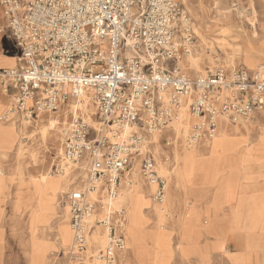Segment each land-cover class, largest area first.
<instances>
[{
  "label": "built area",
  "instance_id": "built-area-1",
  "mask_svg": "<svg viewBox=\"0 0 264 264\" xmlns=\"http://www.w3.org/2000/svg\"><path fill=\"white\" fill-rule=\"evenodd\" d=\"M0 7L19 50L14 67L0 68V86L12 97L0 119L28 122L83 92L96 110L95 125L79 114L62 141L68 163L88 164L87 181L62 200L71 213V264H120L123 226L98 212L136 163L156 185L155 202L164 201L170 178L159 172L155 147L170 149L161 160L172 172L174 141L155 136L183 109L195 119L184 137L187 148L212 136L218 118L237 125L264 114V66L185 72L181 61L196 47V32L181 0H0Z\"/></svg>",
  "mask_w": 264,
  "mask_h": 264
},
{
  "label": "rangeland",
  "instance_id": "rangeland-1",
  "mask_svg": "<svg viewBox=\"0 0 264 264\" xmlns=\"http://www.w3.org/2000/svg\"><path fill=\"white\" fill-rule=\"evenodd\" d=\"M181 3L192 17V27L196 32L195 48L205 63L203 73L195 74L184 60L181 63L186 73L191 76L203 75L221 65L227 68L241 66L250 70L264 66V0H181ZM6 24L0 7V67L10 68L16 65L19 50ZM5 55L9 63L2 60ZM4 94L0 86V96L5 97ZM6 96L9 104L4 106L0 101V109H4L0 110V118L12 102V97ZM62 104L66 105L68 101ZM52 113H45L28 122L19 118L13 119V122L0 119V264H6V259L7 264H68V252L74 239L70 208L62 200L65 192L83 185V176L78 165L68 163L63 155V160L57 155L58 140L68 128L61 124L57 134L55 129L41 125V121ZM180 115L179 120L173 121L172 127L155 136L156 141L161 135L174 141V161L177 165L172 172L168 171L170 163L161 160L165 150L170 149L160 143L155 147V154L162 162L161 167L167 168L165 171L160 167L159 172L170 178L164 201L155 202L156 185L144 178L139 167V177L145 179V187L152 191V195L146 194L141 200L134 190L124 199L121 196V182L118 195L106 204L108 210L98 212L99 217L108 214L113 222L122 218L121 231L126 245L119 252V263L192 264L196 262L192 255L204 258L205 254L201 251L208 241L200 243V229L210 233V226H216L215 218L220 212H223V221L219 233L223 242L230 241V229L232 240L239 243L240 251L229 253L236 264H246V249L260 250V260L264 262V226L256 228V232L245 225L255 199L260 197V185L264 183L260 182L262 177L259 173L243 171L249 169V165L254 168L256 164L259 165V168L255 167L256 170L264 171V115L255 116L242 124H230L229 131L224 132L228 138L226 142L220 138L223 132L219 133L225 124L218 118L215 136L206 137L202 144L189 148L185 147L184 137L190 126L188 123L193 122L194 118L189 113L187 115V109H183ZM93 135L94 131L90 136ZM205 144L211 148L209 156L201 148ZM258 151L262 152V158L257 155ZM207 159L208 169L212 173L209 182L214 188L213 204L205 221L191 224L196 216V203L207 198L209 192L205 181L210 179V174L204 169ZM65 163L72 166L65 173L66 176L60 173ZM86 164H83V168ZM132 167L126 171V175ZM238 167L243 170L233 169ZM179 169H183V175L178 177ZM126 175L122 178L123 182ZM225 176L222 195L225 202L237 200L240 189L247 188L245 194L248 197L244 204L233 208L237 228H229L233 222L230 211L222 209L217 201ZM133 183H136V179ZM196 187L200 188L198 192ZM100 194L102 190L94 194L93 199ZM211 201L205 206L206 212ZM115 210H124V216L115 215ZM239 214L244 223L239 221ZM2 226L8 230L6 243ZM70 232L71 242H68ZM240 232H244V236ZM174 253L177 254L176 260L172 261ZM96 263L92 260L85 262Z\"/></svg>",
  "mask_w": 264,
  "mask_h": 264
},
{
  "label": "bare ground",
  "instance_id": "bare-ground-1",
  "mask_svg": "<svg viewBox=\"0 0 264 264\" xmlns=\"http://www.w3.org/2000/svg\"><path fill=\"white\" fill-rule=\"evenodd\" d=\"M200 56H201L200 52L197 50V48H194L192 50V52L188 53L187 56H185L182 59L181 62L186 60L185 61L186 65L189 66V68L195 74H201L204 71L205 63H204V60ZM4 58H2V60L5 63H9L10 62V60L6 61V55L4 56ZM7 59H8V57H7ZM15 64H16V61H15ZM261 67H263V66H261ZM193 77H195V76H193ZM3 93H4V91H3ZM6 95L7 94L5 93L4 94L5 97L0 96L1 104H3L4 106L5 105L7 106V104H9L7 102L8 97ZM27 104H29V105L31 104V100L30 99L27 101ZM0 107H2V106H0ZM0 110L4 111V109H0ZM95 111L96 110L94 109L90 92H83L82 95H80V96L71 97L69 99V101H68V104L64 105V104L61 103L60 107L57 110V112L52 113L49 117H47L44 120H42L41 121V125H42V127H44V126L45 127H51V129H55V132L57 134H59V130H60L61 127H58V126H60L62 124V125H64V127L69 128L71 126V124L73 123V119L76 118V116H78L79 114L84 115L88 120H90L95 125L96 124ZM13 121L14 120L12 119L10 122H13ZM230 124H232V123H230V122H228L226 120L225 121V125L221 128V131H219V133L223 132V136L221 135L220 138L224 139L225 142L228 140V138L225 136L224 132L225 131H229ZM63 136L62 137L60 136V139H59L60 141L58 140L59 145H58V149H57V155L59 157H61L63 155V145H64L62 143V141L64 140ZM207 144H209V143H207ZM61 159H62V157H61ZM84 163H87V162H84ZM67 164L68 163H65L63 165V167H61V169L59 168L60 171H61L60 173L61 174L63 173L62 175H64V176H66L65 173H67L69 170L72 169V166H67ZM85 166L87 167V164ZM86 167L83 168V164H82V166L79 168L80 175L83 176V184L86 182V179H87V175L85 174V171H86L85 168ZM139 167H140L139 163L134 164V166L132 167L131 172L129 171V173L126 175L125 181L124 182L122 181L123 195L121 194V196H123L124 199L126 197L128 198L129 195L134 190L137 192V196L141 200L144 198V195H146V194H149L150 196L152 195V191L146 189V187H145V183H146L145 179L139 177V174H140L139 173ZM162 167H163V165H162ZM162 169H164L166 171L167 168L165 167V168H162ZM182 170L183 169L177 170L178 177L183 175ZM134 179H136V183L132 184V181ZM262 187H263V185H260V190L258 192L260 197L257 198V200L255 199V204H253V206L251 208V211H250V213H249V215L247 217V222H246L245 225L250 228L249 230L253 229V230L256 231V228H258L259 226H261V225L264 226V211H263V209H264V189ZM242 188H245L246 191H247L246 187H242ZM245 193L242 194V192H241V194L238 197V198H241V202L243 204H244V201H246V199L248 197V196H246ZM169 199H171V198H169ZM108 208L109 207L107 206L106 209L108 210ZM156 208H158V205H157ZM110 209H112V208L110 207ZM116 212L117 211L115 210L114 213H116ZM121 219H118L117 221H115L116 224H118V223L120 224L121 223L120 222ZM238 219H239L240 222L244 223L242 221V219H241L240 214L238 215ZM121 225H122V223H121ZM94 238H96V236ZM68 242H71V232L69 234ZM73 244H74V240H73L72 246H73ZM67 250H68V246H67ZM68 264H71V259L70 258H69Z\"/></svg>",
  "mask_w": 264,
  "mask_h": 264
},
{
  "label": "crops",
  "instance_id": "crops-1",
  "mask_svg": "<svg viewBox=\"0 0 264 264\" xmlns=\"http://www.w3.org/2000/svg\"><path fill=\"white\" fill-rule=\"evenodd\" d=\"M0 68H7V67H0ZM263 115L264 114H260V116H263ZM219 120L222 124H225L226 119L221 117V118H219ZM222 120H224V121H222ZM216 131H218V123H217V130ZM216 131H215V133H216ZM214 136H215V134H214ZM201 148L203 150H205L204 152H206L207 155L211 152V150H210L211 148H209V146L207 144H205ZM257 153H258L257 155L262 158V156H261L262 152L258 151ZM255 159H260V158H255ZM262 162L264 164V161H262ZM208 165H209V161L207 159L206 167H204V169H205V171H208V173L210 174V179H207L205 181L206 184H208V185H206V187H208L207 191L209 190V192L207 193V198H203V200H200L199 203H196L197 204L196 209H195L196 216H195L193 222H191V224L199 223L200 221H205L204 219H205L206 215L209 213L211 206L213 204L212 203L213 202V193L212 192L214 191V188H213V185H211L209 182L212 179V173H211V171H209ZM258 166L259 165L256 164V165H254V168H252V165H249L250 168L248 167L249 169H247V170H243L239 167L233 168V169H237V170L241 169L243 171H253V172L255 171V172L259 173L262 177L260 182L264 183V171L256 170V168H259ZM233 169H231V170H233ZM229 172H230V170H229ZM228 173L226 174V176L228 175ZM226 176L223 179L224 184H223V186H222L223 188L221 190L222 193L217 196L218 197L217 201H218L219 205L222 206V209H226V210L230 211L229 214H231L233 222L229 228H237V225H236V222L234 219L235 212L233 211V208H237L239 205H243V203L241 202V198H238L237 200H234L233 202H230V203L225 202L222 195H223V190L225 188L224 185H225ZM196 188H197L196 192H198L200 188H198V187H196ZM262 188L264 189V185ZM215 189H216V187H215ZM201 190H203L202 187H201ZM240 191L243 194L246 192V189L241 188ZM216 195H217V193H216ZM211 199H212V201L210 202V205L208 207V211L206 212L205 206L207 205V203ZM222 221H223V212H220L218 214V217L215 218L216 226H214V227L210 226V231H211V232L209 231L210 233H208L203 228L200 229V232H199L200 243H205L208 241V243L205 245V247L202 248L203 251H201V253L203 252L205 254V257L202 258L198 255H192L191 258H194L196 260V262H194L192 264H236V262L232 259V257H230L229 253L230 252H239L240 251L239 243L237 242V240H234V239L232 240L233 235H232L230 229H229L230 241L226 240V242H223L224 239L222 238V234L219 233L220 224ZM191 224H189V225H191ZM3 233L5 234L3 237H5L4 239H5V243H6L7 239H8L6 237V234H8V230L6 228H4ZM244 234H245L244 232H240V235L244 236ZM5 252H6V247H5ZM246 254L248 257L246 260V264H264V262H261V260H260V250H258V249H256V250L246 249ZM176 255L177 254L174 255V258L172 261L176 260ZM5 257H6V253H5ZM7 261H8V259H6V264H7Z\"/></svg>",
  "mask_w": 264,
  "mask_h": 264
}]
</instances>
